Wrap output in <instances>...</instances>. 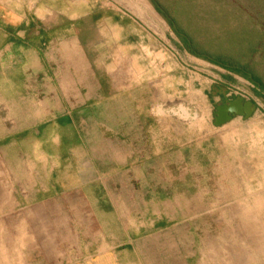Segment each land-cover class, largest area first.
Instances as JSON below:
<instances>
[{"label":"crops","instance_id":"1","mask_svg":"<svg viewBox=\"0 0 264 264\" xmlns=\"http://www.w3.org/2000/svg\"><path fill=\"white\" fill-rule=\"evenodd\" d=\"M206 67L145 0H0V245L21 225L44 246L65 228L74 256L56 264H204L214 208L187 185L193 146L172 102L178 83L208 85Z\"/></svg>","mask_w":264,"mask_h":264},{"label":"rangeland","instance_id":"2","mask_svg":"<svg viewBox=\"0 0 264 264\" xmlns=\"http://www.w3.org/2000/svg\"><path fill=\"white\" fill-rule=\"evenodd\" d=\"M161 1L167 3L169 0ZM173 1L177 3L179 15L172 12L171 18L182 34L192 39L193 48L203 53L207 51L225 65L242 70L257 83L264 82V50L248 55L240 51H249L251 45L237 47L242 42L238 36L243 32H263L264 0ZM145 3L160 21L161 29L180 44L179 36L176 34L175 37L174 30L163 16L156 14L151 1L145 0ZM205 65L209 74L208 85L200 86L194 81L190 89L184 83H178L177 99L172 102L175 105L178 137L181 134L183 137L181 132L186 130V143L193 146L187 166L193 178L187 185L194 191L208 189L204 206L209 203L214 208L200 228V235L206 239V244L202 246L206 252L204 264H264V92L248 77L229 72L207 60H204ZM218 69L230 76V79L222 80V86L212 79ZM213 86L219 87L222 95L214 93ZM203 89L208 94L207 102ZM238 98L253 100L257 109L250 117L235 115L229 122L215 125L217 106ZM205 121L207 131H204ZM204 140L208 149L204 148ZM184 170V165H178V171ZM4 216L9 219L8 215ZM64 216L74 220L75 215L66 211L61 214L62 218ZM13 217L16 221H24V210ZM49 219H56V213L54 216L50 214ZM1 231L8 238L10 230L5 228ZM71 231L65 228L43 230L47 242L44 246L40 243L41 229L34 226L33 242L25 244L22 242L25 230L21 225L17 228V233H20L17 241L20 243L15 246L0 245V264H42V246L48 248L54 264L56 256L73 257L74 254H66L70 249L64 241L66 237H73ZM4 240L8 242V239Z\"/></svg>","mask_w":264,"mask_h":264},{"label":"trees","instance_id":"3","mask_svg":"<svg viewBox=\"0 0 264 264\" xmlns=\"http://www.w3.org/2000/svg\"><path fill=\"white\" fill-rule=\"evenodd\" d=\"M150 1L157 8V10L163 16V18L167 21V23L171 26V28L176 32L177 36H179L182 44H185L192 51L194 56L201 58V59H204V60H207L212 64L218 65L221 68L228 70L229 72H233L237 75H240V76H243L246 78L248 77V76H246V74L242 70H239L236 67H231V66L225 65V63H223L218 57L213 56L209 52L204 51V53H203L202 51H199V50L193 48L192 39H190V37L188 35L185 36V33L182 34L183 32L180 31L181 29L179 30V28H177L175 22L171 18L172 12H174V13L176 12V15H179L178 14L179 12L177 10L176 1L169 0L167 3H163L161 0H150ZM263 32H264V30H263ZM263 32H260L259 34L257 32L256 33L243 32L241 35H239L238 39H240V42L241 41L242 42L237 44V47L240 45L241 46L251 45V49L249 51H240V53H242V54L247 53L248 55H250V54H252L258 50H264V33ZM250 68L252 69V67H250ZM252 71L255 72L253 69H252ZM257 77L261 80V78L258 75H256V78ZM248 78L253 83H255L262 92H264V90H263L264 82L262 80L260 81V83H257L255 81H253V79H251L250 77H248ZM228 79H230V78L228 77Z\"/></svg>","mask_w":264,"mask_h":264},{"label":"water","instance_id":"4","mask_svg":"<svg viewBox=\"0 0 264 264\" xmlns=\"http://www.w3.org/2000/svg\"><path fill=\"white\" fill-rule=\"evenodd\" d=\"M257 109L253 100L238 98L219 104L214 112V124L221 126L229 122L235 115L250 117Z\"/></svg>","mask_w":264,"mask_h":264}]
</instances>
